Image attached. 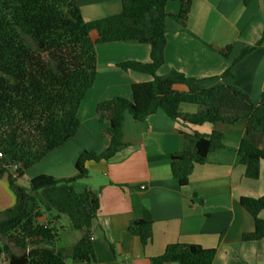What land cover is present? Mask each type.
<instances>
[{
  "label": "trees",
  "instance_id": "16d2710c",
  "mask_svg": "<svg viewBox=\"0 0 264 264\" xmlns=\"http://www.w3.org/2000/svg\"><path fill=\"white\" fill-rule=\"evenodd\" d=\"M168 1H177V13L166 11ZM192 0H121V10L109 16L84 20L75 0H0V178L7 173L10 185L25 170L50 151L73 137L79 127V104L91 88L96 75V43L135 41L150 47L149 61L126 60L118 66L127 71L149 74L151 80L131 84V99L114 96L96 105V117L106 123L102 131L108 139L100 151L83 150L77 157L75 174L55 177L38 174L27 187L16 191L11 207L0 211V253L8 264H93L95 254L91 227L99 209L97 192L77 190L75 182L88 176L85 162L111 159L125 144L122 123L128 112L135 120H144L157 110L171 119L193 125L222 122L228 125L246 120V135L264 132V91L257 104L247 92L232 83L203 86L218 77L194 78L172 70L158 75L164 61L165 20L174 19L184 26ZM97 32L96 42L90 32ZM264 40V28L257 45ZM232 44L216 49L226 57ZM254 47L243 49L222 72L233 76L232 67ZM184 84L185 90L174 88ZM181 103L195 104L193 113L179 111ZM224 147L220 131L183 133V147L170 156L173 178L180 186L206 155ZM239 163L247 178L257 179L264 149L243 137L237 148ZM12 169V170H11ZM191 201L201 203L195 193ZM240 204L254 219V229L242 234L243 240L264 237V193L259 197L241 196ZM44 212H53L54 220L67 215L70 227L81 231L71 250L65 254L55 246L58 231L55 222H39ZM127 230L144 247L152 239L151 221H129ZM13 248L20 252L16 253ZM214 248L174 242L163 253L149 258L150 264H211ZM70 259L67 262V259Z\"/></svg>",
  "mask_w": 264,
  "mask_h": 264
},
{
  "label": "crops",
  "instance_id": "0c3cea01",
  "mask_svg": "<svg viewBox=\"0 0 264 264\" xmlns=\"http://www.w3.org/2000/svg\"><path fill=\"white\" fill-rule=\"evenodd\" d=\"M75 2L87 21L121 10V0ZM176 2L168 1L166 11L177 13ZM165 27L164 61L158 75L177 70L197 79L218 77L202 85L232 83L258 103L264 91V40L257 45L264 28V0H192L184 26L167 17ZM90 37L96 42L97 32L92 30ZM229 44L232 48L226 57L216 51ZM249 47L254 48L233 65V76H221ZM95 50V80L79 104L77 133L26 169L21 177L26 184L40 173L55 177L75 174L74 163L83 150L100 152L108 143L102 135L106 123L96 117L97 103L114 96L131 99L132 83L152 79L149 74L118 66L126 60L148 62V44L96 43ZM174 88L185 90L186 86L175 84ZM198 110L195 104L179 105L180 112ZM245 126V119L231 125H193L171 119L160 109L139 121L126 112L122 123L125 145L109 160L86 161L88 176L74 184L77 190L86 188L98 194L99 209L91 227L93 264H150V257L162 254L174 242L214 248L211 264H264V237L242 239L243 233L254 229V219L239 199L264 193V160L260 161L259 177L250 179L237 154L245 136L264 149V132L246 135ZM211 130L222 133L224 147L209 152L203 163L193 167L188 183L180 186L171 173V154L182 149L183 133L207 134ZM192 193L202 199L201 203L191 201ZM260 216L264 217V210ZM137 218L152 225V239L144 247L127 230L129 221Z\"/></svg>",
  "mask_w": 264,
  "mask_h": 264
},
{
  "label": "rangeland",
  "instance_id": "374dc122",
  "mask_svg": "<svg viewBox=\"0 0 264 264\" xmlns=\"http://www.w3.org/2000/svg\"><path fill=\"white\" fill-rule=\"evenodd\" d=\"M176 3L178 4V2H176ZM33 165H31V166H33ZM31 166H29V167H31ZM63 169H66V165H65V167H63ZM62 171H64V170H62ZM62 171H59V172H62ZM51 173H55L54 169L51 170ZM40 174H42V173H40ZM46 174H48V173H46ZM14 184L18 185L20 187L27 185L25 182H23V180H21V178L18 180H15ZM13 185H10V179H9V176L7 173H5L0 178V211H3L6 209V208H4L5 204H8V207H11L15 202L16 190L13 189ZM11 197H12V202H10V204H9V198H11ZM37 220L39 222L40 221L41 222L50 221L52 223L55 221L53 212H51V213L44 212L41 217L37 218ZM54 227L58 231V239L55 242V246L57 248H61L63 250V252L65 254H67L71 250V248H72L73 244L76 242V240L80 237L81 231L77 230V229H73L70 227L69 219H68L67 215H65V214L60 215L58 221L56 223H54ZM13 251L16 253L20 252V250L17 248H13ZM69 261H70V259L68 258L67 262H69Z\"/></svg>",
  "mask_w": 264,
  "mask_h": 264
},
{
  "label": "built area",
  "instance_id": "2783aa9c",
  "mask_svg": "<svg viewBox=\"0 0 264 264\" xmlns=\"http://www.w3.org/2000/svg\"><path fill=\"white\" fill-rule=\"evenodd\" d=\"M0 264H8V261L5 257V253L3 251H1L0 253Z\"/></svg>",
  "mask_w": 264,
  "mask_h": 264
},
{
  "label": "water",
  "instance_id": "95a60500",
  "mask_svg": "<svg viewBox=\"0 0 264 264\" xmlns=\"http://www.w3.org/2000/svg\"><path fill=\"white\" fill-rule=\"evenodd\" d=\"M12 170V169H11ZM13 189H15L16 191H19L20 189H21V187L20 186H18V185H13Z\"/></svg>",
  "mask_w": 264,
  "mask_h": 264
}]
</instances>
